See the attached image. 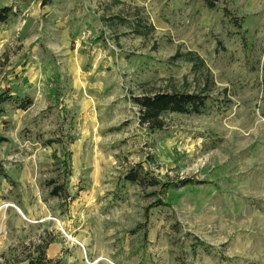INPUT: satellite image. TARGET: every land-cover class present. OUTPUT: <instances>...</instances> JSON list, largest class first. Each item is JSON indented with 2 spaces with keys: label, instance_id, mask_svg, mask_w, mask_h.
<instances>
[{
  "label": "rangeland",
  "instance_id": "obj_1",
  "mask_svg": "<svg viewBox=\"0 0 264 264\" xmlns=\"http://www.w3.org/2000/svg\"><path fill=\"white\" fill-rule=\"evenodd\" d=\"M215 1L0 0V264H264V0Z\"/></svg>",
  "mask_w": 264,
  "mask_h": 264
},
{
  "label": "trees",
  "instance_id": "obj_2",
  "mask_svg": "<svg viewBox=\"0 0 264 264\" xmlns=\"http://www.w3.org/2000/svg\"><path fill=\"white\" fill-rule=\"evenodd\" d=\"M53 0H43V4L51 3ZM207 5L211 8L216 7L215 0H204ZM12 7L4 6L0 8V21L5 22L9 20L11 14H14ZM232 18V17H231ZM4 100L17 103L20 108L27 109L30 107L34 99L31 96H14L8 94L3 97ZM134 102L138 105L140 109V123L147 126L152 131H157L164 129L163 115L165 113H181V114H205L211 109L212 98L210 95L204 94L203 92H190L182 91L178 89H172L167 91H160L155 93H145L142 95H137L133 97ZM0 109V113H1ZM67 157L64 160V164H69V157L71 152L67 151ZM70 172V170H68ZM127 179L133 183H138L140 185L158 186L162 184V181L150 175L148 171H144V168L135 167L127 173ZM181 183V182H180ZM180 183H171L169 187L164 183V190H169L171 188L178 187ZM183 185L189 184L188 181L183 180ZM61 186H57L52 191V194L58 195ZM60 189V190H59ZM44 254V252H40ZM45 255V254H44ZM41 255L42 260L46 257ZM38 260L36 264H48L49 261ZM43 262V263H39ZM35 264V263H32Z\"/></svg>",
  "mask_w": 264,
  "mask_h": 264
},
{
  "label": "built area",
  "instance_id": "obj_3",
  "mask_svg": "<svg viewBox=\"0 0 264 264\" xmlns=\"http://www.w3.org/2000/svg\"><path fill=\"white\" fill-rule=\"evenodd\" d=\"M90 38H91V33L89 31L84 32L83 35L81 36V40L87 44H88V41L90 40Z\"/></svg>",
  "mask_w": 264,
  "mask_h": 264
}]
</instances>
